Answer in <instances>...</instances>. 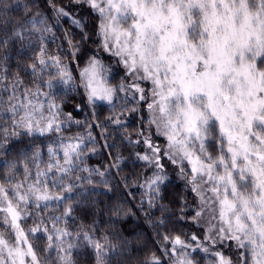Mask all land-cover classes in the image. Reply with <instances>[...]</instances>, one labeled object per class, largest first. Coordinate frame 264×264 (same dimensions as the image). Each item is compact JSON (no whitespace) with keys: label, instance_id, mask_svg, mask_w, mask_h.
Masks as SVG:
<instances>
[{"label":"clouds","instance_id":"clouds-1","mask_svg":"<svg viewBox=\"0 0 264 264\" xmlns=\"http://www.w3.org/2000/svg\"><path fill=\"white\" fill-rule=\"evenodd\" d=\"M0 264H264V0H0Z\"/></svg>","mask_w":264,"mask_h":264}]
</instances>
